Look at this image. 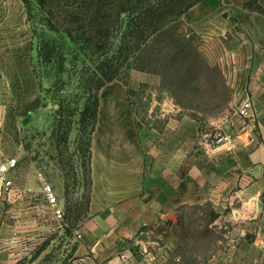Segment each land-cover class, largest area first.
I'll return each instance as SVG.
<instances>
[{
    "label": "crops",
    "instance_id": "crops-1",
    "mask_svg": "<svg viewBox=\"0 0 264 264\" xmlns=\"http://www.w3.org/2000/svg\"><path fill=\"white\" fill-rule=\"evenodd\" d=\"M249 1L203 0L182 17L202 38L226 43L224 62L210 65L219 76L211 81L217 97L221 84L231 96L217 118L233 140L213 146L202 139L200 112L179 104L161 76L145 77L162 108L141 125L132 114L128 128L96 127L89 217L74 231L64 264H169L178 237L161 231L206 206L211 226L228 234L201 264H264V0H255L261 11L247 8ZM40 66L24 1L0 0V165L18 162L11 184L0 183V264L31 260L39 233L63 227L23 140L25 118L44 106ZM246 96L253 107L243 119L230 107Z\"/></svg>",
    "mask_w": 264,
    "mask_h": 264
},
{
    "label": "rangeland",
    "instance_id": "rangeland-1",
    "mask_svg": "<svg viewBox=\"0 0 264 264\" xmlns=\"http://www.w3.org/2000/svg\"><path fill=\"white\" fill-rule=\"evenodd\" d=\"M26 2L39 49L44 46L46 54L39 68L44 106L25 118L23 140L29 157L56 192L62 207L63 216L59 220L63 227L41 231L35 238L31 260L23 258L16 264H64L71 254L73 233L89 217L91 205V161L89 154L85 153L91 126L89 122L81 126L80 115L72 112L76 105L80 109L85 106L87 92L96 87L101 77L97 67L105 66L110 73L120 69L118 78L99 90L97 127L116 125L128 128L132 114L137 125L145 123L149 114L154 116V112L162 107L155 103L152 85L142 80L159 75L163 79V88L179 104L192 106L200 112L202 139L212 142L221 137L226 142L227 139L233 140V135L221 125L222 118H217V114L229 107L230 102L226 100L231 96L226 94L223 84L219 88L220 95H215L211 80L219 76L210 66L214 62L205 50L210 41L195 33L183 20L168 25L163 35L130 48L128 41L122 45L120 41L128 19L126 13H119L123 0ZM67 3H74L75 9ZM94 3L103 7L98 15L92 7ZM133 4H138V0ZM67 7L76 13L69 15ZM49 21L58 30L51 29ZM67 29L73 38L65 32ZM91 37L93 41L97 37L100 40L102 49L99 54L93 53L96 50H89L87 42H82ZM126 57H130V64ZM215 62L221 63V60ZM137 67L151 68L155 72ZM222 79L221 76V83ZM130 90L135 93L129 94ZM239 103L230 107L231 112L237 111ZM59 109H62L61 116ZM68 126L72 131L68 142L64 143L60 137ZM81 129L87 132H81ZM85 163L87 169L83 167ZM212 218V210L206 206L203 215L193 212L177 228L161 231L166 239L171 234L178 237L169 264H201V260L224 247L228 229L211 226ZM177 256L184 257L182 262L172 259Z\"/></svg>",
    "mask_w": 264,
    "mask_h": 264
},
{
    "label": "trees",
    "instance_id": "trees-1",
    "mask_svg": "<svg viewBox=\"0 0 264 264\" xmlns=\"http://www.w3.org/2000/svg\"><path fill=\"white\" fill-rule=\"evenodd\" d=\"M127 1V2H126ZM134 0H123L119 7V13L122 15L126 13L128 15V19L125 22V29L122 31L120 36L121 45L128 41V44L133 46H141L140 44L146 43L150 41L152 38L156 36H160L164 34L168 25L173 22H178L182 20L183 15L195 4L203 0H138V4H133ZM24 3H27L26 0ZM70 7L75 5L74 3H67ZM72 5V6H71ZM247 8L256 9L261 11V7L255 3V0H250L246 4ZM95 9L96 14H100L103 7L97 3H94L92 6ZM66 12L69 15H73L76 13L74 9H69V7L65 8ZM49 26L51 29L58 30L57 27L49 21ZM73 38V34L70 30H65ZM163 33V34H162ZM80 38V37H79ZM93 37L89 39H83L82 42H87V47L89 50H96L93 53L99 54L101 52V47L99 44V38L97 37L96 41L92 40ZM44 46L39 49V56L41 59L45 57ZM127 63L130 61V57L125 58ZM48 60V59H47ZM130 64V62H129ZM142 71H150L155 72L154 69L146 67H137ZM99 74L101 77L98 78V83H96V87L87 92V102L85 106L80 109L78 105H76L73 109L72 114H79L80 120L79 124L82 126L86 122L90 123V131H89V139L86 143L85 153L89 154L90 161L92 159V136L96 130L98 123V113L100 107L99 100V90L104 87L107 83L112 82L114 79L118 78L120 69H115L111 73L104 67H97ZM134 90H130L129 94H134ZM62 109H59V116L62 114ZM61 122V121H60ZM72 131V127L68 126L61 134L60 141L67 143L69 140V135ZM81 132H87L84 129L80 130ZM81 150V149H79ZM84 150V149H83ZM85 169L88 166H83ZM91 171V170H90ZM92 184V180L89 181ZM68 211V209H67ZM71 212V208L69 209V213Z\"/></svg>",
    "mask_w": 264,
    "mask_h": 264
},
{
    "label": "built area",
    "instance_id": "built-area-1",
    "mask_svg": "<svg viewBox=\"0 0 264 264\" xmlns=\"http://www.w3.org/2000/svg\"><path fill=\"white\" fill-rule=\"evenodd\" d=\"M210 42L206 44V52L208 57L216 63L215 61H220L221 63L224 62L225 58L227 57V46L225 41L220 37H215L212 39H209ZM253 107L252 99L249 96L244 97L241 102L238 105L237 113L240 117L243 119L249 118V115L251 113V109ZM224 138H215L211 144L213 146L219 145L220 143H223ZM230 141L227 139L226 142ZM17 160L15 158L9 159L7 162L0 165V183L4 186H9L11 182L7 179V175L9 172L17 167ZM43 191L46 196V199L49 203V205L53 208L55 215L58 218H62L63 212L62 207L60 206L58 197L56 195V192L51 184H49L47 181L44 180L43 184Z\"/></svg>",
    "mask_w": 264,
    "mask_h": 264
}]
</instances>
